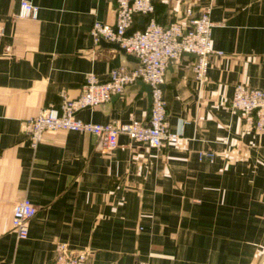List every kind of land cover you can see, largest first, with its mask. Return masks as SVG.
<instances>
[{
	"label": "crops",
	"instance_id": "crops-1",
	"mask_svg": "<svg viewBox=\"0 0 264 264\" xmlns=\"http://www.w3.org/2000/svg\"><path fill=\"white\" fill-rule=\"evenodd\" d=\"M20 1L0 0V264H45L59 242L88 250L91 264H258L264 131L245 124L229 102L236 83L264 87V0H154L162 24L186 6L209 5L212 47L222 53L209 55L204 82L192 74L193 58L181 76L175 64L167 70L175 144L150 147L120 133L111 149L91 132L69 129L46 130L32 147L22 124L77 97L88 72L105 80L113 67L130 68L119 48L95 43L90 32L96 19L115 21V1L29 0L38 5L34 17L19 15ZM146 20L136 15L131 29ZM76 115L145 122L148 98L127 86ZM200 150L213 158L199 159ZM24 197L37 209L21 238L11 215Z\"/></svg>",
	"mask_w": 264,
	"mask_h": 264
},
{
	"label": "built area",
	"instance_id": "built-area-1",
	"mask_svg": "<svg viewBox=\"0 0 264 264\" xmlns=\"http://www.w3.org/2000/svg\"><path fill=\"white\" fill-rule=\"evenodd\" d=\"M116 18L113 23L94 20L90 28L95 43L100 39L118 42L127 52H133L139 63L133 68L126 65L113 67L105 80L95 73L88 72L75 98H62L58 106L47 105L23 122L29 144L35 147L44 131L69 129L88 131L98 137L101 147L114 148L120 133L150 147L161 148L175 144L179 132L168 129L167 104L162 83L165 69L170 60L177 61L183 52L196 54L191 63L194 78L199 82L207 80L209 55L221 54L212 47L211 29L215 22L210 17V6H203L197 12L186 6L183 16L162 24L153 13L154 0H114ZM38 5L29 0H21L19 15L34 17ZM147 16L144 26L131 29L136 15ZM2 28H0V35ZM142 79L150 85L151 104L147 121L130 118L125 122H93L81 119L76 112L85 107L108 101L114 94L121 93L124 87L135 79ZM230 107L240 112L245 124L257 132L264 131V87H253L242 82L236 83L231 96ZM212 150H200L199 159H211ZM37 209L29 198L19 199L13 207L11 226L19 237L28 234L30 218ZM45 264H91L89 251L69 250L66 242H59L54 258ZM111 264H140V262H113Z\"/></svg>",
	"mask_w": 264,
	"mask_h": 264
},
{
	"label": "water",
	"instance_id": "water-1",
	"mask_svg": "<svg viewBox=\"0 0 264 264\" xmlns=\"http://www.w3.org/2000/svg\"><path fill=\"white\" fill-rule=\"evenodd\" d=\"M100 42L110 43V44L116 46L117 48H119L120 51L126 56V58H128L129 60H131L133 62V64L130 66V68H133L134 66H136L139 63V59L135 55V53L127 52L123 47H121L119 45L118 42L109 41V40H105V39H102V38L100 39ZM182 56L183 57H181L177 61H172V60L169 61L168 65H167V67L165 69L164 82H165V79H166L167 70L168 69L172 70L173 64L177 65V68H178V72L176 73V75L181 76L183 74L184 70L189 66V59H192V58L196 57V54L194 52L185 51V52H183ZM185 56L188 57V58H185ZM164 82L162 83V87L164 85ZM127 86H128V88H136L137 91H144L146 93V95H147L148 105H149V108H150V104H151V88H150V85L147 82H145L142 79L137 78L131 84L126 85L124 87V89ZM118 94H120V93L114 94L111 98H113L114 96H116ZM258 264H264V252H263L262 257H261V259H260Z\"/></svg>",
	"mask_w": 264,
	"mask_h": 264
}]
</instances>
